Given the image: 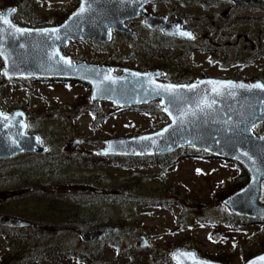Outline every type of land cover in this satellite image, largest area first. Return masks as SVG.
Segmentation results:
<instances>
[{"label":"rangeland","instance_id":"rangeland-1","mask_svg":"<svg viewBox=\"0 0 264 264\" xmlns=\"http://www.w3.org/2000/svg\"><path fill=\"white\" fill-rule=\"evenodd\" d=\"M18 1L0 0V9L16 5L12 20L28 26L57 24L79 3ZM147 8L170 20H182L202 39L184 45L179 38L147 29L134 18L132 23L140 24L139 42L114 30L107 41L71 39L61 51L73 62H113L141 70L165 66L159 77L164 81H189L201 74L241 79L264 76V0H160ZM211 40L221 41L217 47H229L232 56L236 48L249 47L248 55L241 50L237 56L252 59L234 66L212 65L210 59L220 60L224 54L212 49ZM227 40L236 44H223ZM186 46L191 53L185 52ZM134 49L135 55H125ZM3 65L0 57V108H22L26 131L37 134L47 150L0 158V213L34 220V232L49 226L62 235L64 252L50 259L38 252L39 246H30V230L20 231L21 237L10 241L0 229V264L12 251L14 264H55V259L59 264H149L155 253L177 246L193 248L204 257L235 254L232 263H241L243 249L263 251L264 220L253 218L237 227L224 224L216 230L202 223L206 210L230 211L223 202L227 195L221 205L219 197L241 178L244 168L236 161L179 147L168 153L167 165L161 160L104 162V156H123L98 153L110 137L151 132L169 121L160 99L119 106L110 99L92 100L86 81L42 76L7 79ZM254 132L264 135V124ZM260 200L264 202V181ZM104 225L116 230L100 240L86 241L93 255L65 253L82 246L81 231ZM142 235L148 246H140Z\"/></svg>","mask_w":264,"mask_h":264},{"label":"water","instance_id":"water-1","mask_svg":"<svg viewBox=\"0 0 264 264\" xmlns=\"http://www.w3.org/2000/svg\"><path fill=\"white\" fill-rule=\"evenodd\" d=\"M150 1L79 0L61 22L44 26L14 22L11 15L17 6L6 5L0 9L3 14L0 15V57L4 64L1 70L7 79L42 76L83 80L91 85L92 100L110 99L119 106L160 99L169 118L166 124L151 132L110 137L98 153L150 156L169 153L179 147H192L210 156L236 161L246 170L248 180L229 193L223 202L233 213L264 220V202L260 200L264 181V135H258L253 130L256 123H264V88L254 87L264 85L262 80L202 76L191 81H164L159 78L163 73L161 69L139 70L123 66L121 73H115L109 64L84 60L73 62L69 55L61 51L60 47L67 45L71 39L107 41L112 36V28L133 35L125 21L140 14L145 15L146 24L168 35L180 38L194 36L180 20H168L164 15L148 12L144 5ZM82 7L85 11L81 13ZM207 81H232L237 85L253 87H233L217 95L210 91L213 85L207 84ZM169 85L176 87L167 90ZM189 85H196L195 91L184 87ZM203 100H207L211 107L205 106ZM25 118L22 108L8 111L0 108V158L24 151L43 153L47 150L37 134L26 131ZM0 225L33 227L36 222L0 213ZM115 230L113 225L96 226L83 230L81 236L86 241H97ZM141 238L140 246H148L146 237L142 235ZM171 258L176 264H264V250L241 263H226L201 256L193 248L177 246L172 250Z\"/></svg>","mask_w":264,"mask_h":264},{"label":"trees","instance_id":"trees-1","mask_svg":"<svg viewBox=\"0 0 264 264\" xmlns=\"http://www.w3.org/2000/svg\"><path fill=\"white\" fill-rule=\"evenodd\" d=\"M13 3H18V0H9ZM259 125L254 126L253 130L258 128ZM196 150V149H195ZM200 151V150H198ZM202 152V151H201ZM168 153L160 154V155H150V156H130V155H123V156H104L103 160L105 163L109 162H119V163H129V164H149V163H156L158 160H161L164 165H167L170 163L168 158ZM58 164H62L60 161ZM248 179V174L246 170L244 169L242 171L241 178H238L234 180L233 184H231L226 191L223 192L222 196L219 197V205H221L222 198H224L229 193L233 192L237 188L241 187L245 184V182ZM207 207L209 205L207 204ZM253 218L247 217L244 215H238L236 213H233L231 211H211L208 212L207 210L203 214L202 223L204 225H211L212 230H216L222 225H228L232 227H237L238 225H241L245 222L251 221ZM0 229L3 230L4 234H7V237L10 241L13 240V237H21L19 232L23 230H30V233H32L31 236H28V242L31 244L30 246H39L37 247L38 252L46 255L48 258H52V255H57L60 253H63L62 247H63V238L62 235H60L58 232H53V229L49 226L41 227V230L39 231H31L37 229V225L33 227H9L0 225ZM16 232V234L9 235L8 232ZM82 232V231H81ZM81 236V235H80ZM82 237V236H81ZM17 239V238H16ZM83 239V238H82ZM84 240V239H83ZM88 242V241H87ZM86 240L83 241L82 246L80 247H74L70 250H66L65 253L73 252L76 255L85 256L88 258L90 255H93L92 250H90V247H87ZM260 247H264V244L260 245ZM33 248H30L29 251H31ZM264 250V249H263ZM262 251L258 250V252ZM171 250L166 249L162 250V252L155 253L152 255L151 260L149 264H176L172 258H171ZM257 252H253L251 249H243L240 261L243 262L252 255L256 254ZM235 254H230L227 252H219L217 254H207L206 257L220 260L226 263H232L234 259ZM54 259V258H53ZM52 259V260H53ZM15 260V251H12V254L10 256H6L1 264H14ZM55 264H59L55 259Z\"/></svg>","mask_w":264,"mask_h":264},{"label":"flooded vegetation","instance_id":"flooded-vegetation-1","mask_svg":"<svg viewBox=\"0 0 264 264\" xmlns=\"http://www.w3.org/2000/svg\"><path fill=\"white\" fill-rule=\"evenodd\" d=\"M157 1H160V0H152V1H150V2H147L145 5H144V7H145V9L148 11V12H150V13H153V14H157V15H164V16H166L165 14H160V13H156V12H153V11H150L148 8H147V6L148 5H150L151 3H154V2H157ZM140 19L141 20V23L143 24V26L145 27V28H147V29H151V30H157V31H160V33L161 34H165V35H168V34H166L165 32H163L161 29H159V28H157V27H153V26H150V25H148V24H146L145 23V21H144V18H145V15L144 14H140V15H138V16H135V17H132V18H128L125 22H126V24L132 29V33H133V35H130V34H128V33H126V32H123V31H120V32H123L124 34H126L127 36H129L134 42H139L140 41V34H139V27H140V24H135V23H132V21L133 20H135V19ZM166 18L168 19V20H170L167 16H166ZM172 20V19H171ZM181 21V24H182V26L184 27V28H187V29H189L192 33H193V37L192 38H180V37H176V36H174V37H176V38H179V40L180 41H182L181 43L182 44H184V45H186V44H188V43H193V42H195V41H197V40H200V39H202V37H200L199 35H197L192 29H191V27H188L187 25H184L183 24V21L182 20H180ZM119 31V30H116V29H114V28H112V32H111V35L113 36V31ZM112 36H111V38H112ZM169 36H171V37H173L172 35H169ZM110 38V39H111ZM216 38H218V37H216ZM247 38V37H246ZM210 43H212V44H214V45H216V46H212L213 48V50H215V51H219V52H221V53H223L224 54V57H222L220 60H216L215 58H212V59H210V61H211V64L212 65H214L215 64V62H217V64L218 65H220L221 67H226V66H230V65H240V64H247L249 61H250V59H252V58H249L248 59V57L247 58H242V57H238L237 55L239 54V52L241 51V50H243L244 51V54L245 55H248L249 54V52H250V48L248 47V48H242V49H240V48H236L238 51H237V53H236V55L235 56H232L231 54H230V52H229V47H222L221 45H220V47H217V45L218 44H220L221 43V41H216V40H211L210 41ZM223 44H232V45H234V44H236L235 42H231V41H224V43ZM186 47H188V46H186ZM185 47V52L187 51V53H191V47H188V48H186ZM257 52H259V50H257V51H255V53H257ZM254 53V54H255ZM136 54V52H135V49L134 50H130V51H128L127 53H125V55L126 56H132V55H135ZM255 57V56H254ZM104 64H106V63H104ZM109 65H111L112 66V68H113V70H114V68H119V70H118V72H115V70H114V72L115 73H121L122 72V67L124 66V65H121L120 63H117V64H114L113 62H109ZM190 65H193V64H190ZM126 67H128V66H126ZM133 68V67H132ZM165 69V66H162V68H160V67H155V68H149V69H147V70H151V69H161L162 71H163V73H164V69ZM135 69H137V68H135ZM139 70H141V69H139ZM162 73V74H163ZM202 76H215V75H205V74H201V75H199V76H196L195 78H189V81H191V80H194V79H196V78H198V77H202ZM235 78V77H234ZM243 79H246V80H251V79H260V80H262L263 82H264V76L262 75V74H257V75H255V76H251V77H244ZM259 124H264L263 122H258V123H256L255 124V126L256 125H259ZM254 128V127H253ZM248 180V179H247ZM263 183V182H262Z\"/></svg>","mask_w":264,"mask_h":264},{"label":"snow or ice","instance_id":"snow-or-ice-1","mask_svg":"<svg viewBox=\"0 0 264 264\" xmlns=\"http://www.w3.org/2000/svg\"><path fill=\"white\" fill-rule=\"evenodd\" d=\"M14 11V10H13ZM85 9L82 7L80 9V12H84ZM0 15H3L2 13H0ZM23 31V30H21ZM53 31H56L55 29H53ZM183 35H190L189 33H183ZM108 79H111V77H108ZM207 84H210V85H213V87L210 89L211 92L219 95L221 94V91L224 90V91H227L229 90L230 88H233V87H239V88H251L253 87L252 85H245V84H236L235 82H232V81H228V82H222V81H207L206 82ZM215 85H220L221 87L220 88H217L215 87ZM176 86H173V85H169L168 86V89L167 90H173L175 89ZM184 87H187L189 88V90H192V91H195L196 89V85H189V86H184ZM254 87H257V88H264V85H255ZM202 103L207 106V107H211V104H209L207 102V100H203ZM165 111H167V109H165ZM194 115V113H193ZM165 131H167V129H165Z\"/></svg>","mask_w":264,"mask_h":264},{"label":"bare ground","instance_id":"bare-ground-1","mask_svg":"<svg viewBox=\"0 0 264 264\" xmlns=\"http://www.w3.org/2000/svg\"><path fill=\"white\" fill-rule=\"evenodd\" d=\"M255 17H256V16H255ZM262 17H263V16H262ZM262 17H261V18H262Z\"/></svg>","mask_w":264,"mask_h":264}]
</instances>
